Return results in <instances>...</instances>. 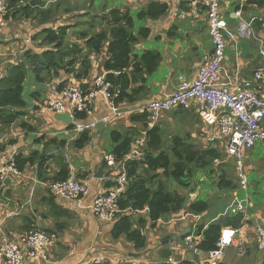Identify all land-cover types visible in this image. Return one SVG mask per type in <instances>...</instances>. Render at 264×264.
Returning a JSON list of instances; mask_svg holds the SVG:
<instances>
[{
    "label": "crops",
    "instance_id": "1",
    "mask_svg": "<svg viewBox=\"0 0 264 264\" xmlns=\"http://www.w3.org/2000/svg\"><path fill=\"white\" fill-rule=\"evenodd\" d=\"M44 1L45 6L55 5L51 4L52 2L56 3L55 11L58 9L62 13L59 2L56 0ZM123 1L124 5L120 9L127 8L132 15L148 2L142 0ZM159 1L167 3V12L158 19L144 20L145 25L140 26L147 27L149 32L146 37H138L137 42L132 46L134 54L137 55L146 50L158 52L161 56L159 65L152 73L145 76V90L141 92L139 99L133 103H123L119 107L120 110L126 111L125 114L110 116L108 122L102 123L99 129L90 130L91 140L82 149L74 147L73 141L77 136L72 138V135L65 132V129L71 128L76 122H100L102 117L109 114L105 101L98 96L91 104L90 114L82 112L85 114V120L77 121L75 113L79 111H75L73 114L74 123L66 125L55 120L54 113L46 110V102L48 100L62 101L60 91L63 87L61 83L69 74L61 73L48 81L40 82L36 80L32 71L26 72L22 83L21 95L25 102V107L21 110L22 114L13 123L0 126V159L8 156L13 150H15L14 156L19 153L27 156L32 151H37L40 154L51 156V158L44 163L42 176L38 174L36 161L32 166L27 165L18 177L10 176L0 182V226L9 239L19 246H21L20 235L27 230L53 232L57 235L55 244L45 250L42 255L30 260L32 264H169L165 262L168 256L173 257L175 264H179L181 260H187L193 264H204L205 262L206 254L195 251L198 250L196 245L201 238L196 240L194 249L185 244L184 237L188 232L190 219L170 221L171 217L187 212L186 206L190 201L196 198L207 201L204 198H199L198 194L195 197H189V200H186V206L180 211L161 217L153 222L154 225L149 221L148 210L133 212L132 217L136 221L139 218L145 221L143 226L137 227L138 229L142 228L146 237V243L141 249L134 248L133 244L124 237L113 239L109 234L111 225L98 219L90 209L93 198L107 189L105 182H114L113 177L116 171L113 169L119 170L118 162L111 169L107 168L104 163L103 178L93 177L95 166L113 148L111 132L118 131L124 134L132 131L128 152L133 149L136 143H139L138 146L145 151L147 148L146 132L151 128L148 126L150 122L147 118V126H145L139 121L132 120L131 117L145 113L146 111L138 109L147 104L149 100L159 98L174 89L177 75L181 74L187 79L195 77L200 61L208 57L212 49L207 31V14L203 6L191 5L183 0ZM238 4L239 0H220V13L225 18L227 27L224 30L226 47L219 84H224L229 90H233L244 80H250L255 88L253 74L256 71L264 73V58L259 52V41L257 40L260 38L263 41L264 48V28L254 24V19L258 17L252 15L251 12H260V18L263 17V14L259 9L249 6L245 11L242 9L241 18L243 20H239L234 15ZM45 6L43 7L45 8ZM110 8L114 7H106L104 13ZM67 15L73 17V12ZM252 18L254 19L251 21V25L247 26V22ZM57 22L55 14L50 23H45V25L53 29L63 25L57 24ZM34 23L38 22L33 17L4 18L0 15V74L2 76L6 73L8 66L25 61L24 54L29 49L31 52H41L47 48L41 42L38 34L42 26ZM140 26L135 27L134 33ZM70 29L71 27L67 29V34ZM22 49L24 52L17 61L15 57L21 53ZM87 58L90 62L89 74L80 79L75 78L72 74L75 80L71 81L76 82L81 88H83L82 84L91 86L93 78L102 73L100 67L105 60L104 55H97L94 52L89 53ZM77 68L76 64L75 69ZM174 111L164 112L156 123L160 124L164 119H167L171 125L174 121L179 123L167 117L168 112H172V115L175 116ZM188 112L195 113L200 120L197 122L189 114L181 115L185 119L184 127L197 131L191 136L196 140L199 139L203 146H207L208 141L201 132L203 128L206 130V135L209 134L208 137L215 135L216 139H220L219 145L220 148H223L225 136L216 129L205 126L195 109L191 108ZM106 129H108L112 141L110 148L105 147L107 140L102 139ZM200 135L201 138L198 137ZM59 157L68 166V176L89 182L90 194L76 200L59 198L51 191L50 183L53 181L49 180V177L56 176L60 171V163L57 160ZM84 173L88 174L84 177ZM204 179V177H199L200 182L206 180ZM211 184L215 189L214 182L208 183V185ZM199 187L201 186L199 185ZM247 190L248 188L245 191L240 190V192H246L248 195V212L251 217L246 220L242 219L238 227L244 246L242 249L235 245L229 247L235 249L234 257L240 259L239 264H263L264 254L261 256L259 254L252 255L251 250L257 248L259 251H264L257 246L254 230L256 222L264 227V191L257 193L253 189V194H257H254L255 197L253 195L251 197ZM237 194L240 196L239 191L231 192L229 201ZM218 201H207L209 208L217 206ZM228 203L215 211H210L208 208L201 213V223L207 227L210 222L216 220L217 215ZM7 214L8 216H6ZM136 226L135 223L134 227ZM253 243L255 246L251 248ZM244 247L251 248L247 250V253L249 252L247 255H244L246 253ZM23 249L27 251L26 247ZM96 259L102 260L95 263ZM223 264L232 263L225 262L223 259Z\"/></svg>",
    "mask_w": 264,
    "mask_h": 264
},
{
    "label": "trees",
    "instance_id": "2",
    "mask_svg": "<svg viewBox=\"0 0 264 264\" xmlns=\"http://www.w3.org/2000/svg\"><path fill=\"white\" fill-rule=\"evenodd\" d=\"M6 2L8 10L3 17H33L36 19L42 26L38 33L41 42L47 48L41 52L26 51L25 61L10 65L6 69V73L0 80V126L13 123L22 114L21 110L25 107L21 95L22 83L29 70L40 82L48 81L61 73L73 74L75 78L80 79L88 75L90 71L87 55L91 52L104 55L105 60L100 68L102 72H107L106 79L114 84L113 102L117 107H120L123 103H133L139 99V95L145 90V76L152 73L159 65L161 56L158 52L146 50L139 55L134 54L133 44L137 42L138 37H146L149 32L147 27L140 26L135 34L134 22L135 20H155L162 17L168 10L166 2L149 0L133 15L127 8L125 10L110 8L99 18L106 28L101 27L90 34L84 30L78 32V37L82 40L81 44L76 42L66 44L69 25H59L54 29L45 25L54 18L56 4L45 6L44 0H6ZM249 6L259 9L263 14L262 19H264V0H246L243 11ZM254 21L255 25L261 26L260 19L255 18ZM76 64L78 65L77 69H75ZM82 85L83 90L90 88L89 84ZM174 112L176 115L182 116L189 114L197 122H200L199 117L188 110L179 108ZM148 115L146 111L143 114L133 115L131 119L147 126ZM75 118L77 121L86 119L82 112H76ZM201 132L208 141L207 146H203L199 139L194 142L191 132H185L182 136L172 135L168 144L164 146L165 140L158 123L147 130V148L144 160L127 162L125 166L127 183L125 191L118 201L121 213L118 214V218L109 230L113 239L124 237L133 244L134 248L141 249L146 243V237L142 228L138 229L137 227L143 226L145 221L142 218L136 221L132 217L133 212L147 208L149 221L154 225L153 222L161 217L178 212L186 206L187 197L175 188H170L166 179L178 188L187 190L196 177L198 182L200 174H206L207 178L216 177L214 182L216 189L230 193L238 189L240 196L243 194L240 192L234 162L232 158L226 156L224 148H220V139H216L214 135L215 139L210 141L206 130L202 128ZM131 133L132 131L124 134L118 131L111 132L114 145L110 153L117 162L130 150ZM91 134L89 130L81 132L73 141L74 147L82 149L91 140ZM201 135L198 137L201 138ZM224 141L225 139L223 145ZM50 158L51 156L40 154L37 151H32L27 156L20 153L14 156L20 171L27 165H34L37 161L39 176L43 175L44 163ZM57 160H59L61 169L56 176L49 177V180L52 181L64 180L68 176L67 164L60 157ZM213 164L216 173H214ZM113 170L116 171L115 175L119 174V170ZM87 174L84 173L83 176L85 177ZM235 179L237 182L234 181ZM113 184L114 182H105L107 188ZM186 207L189 212L201 214L209 208V203L196 198L190 201ZM241 220V213H230L210 222L202 231V237L197 243L196 249L207 256L208 252L215 248L221 228L225 226L238 228ZM135 223L136 227H134ZM203 225L201 223L198 226V232ZM179 264L193 263L181 260Z\"/></svg>",
    "mask_w": 264,
    "mask_h": 264
},
{
    "label": "built area",
    "instance_id": "3",
    "mask_svg": "<svg viewBox=\"0 0 264 264\" xmlns=\"http://www.w3.org/2000/svg\"><path fill=\"white\" fill-rule=\"evenodd\" d=\"M183 1L191 5L199 4L206 10L207 31L212 44L211 52L208 57L200 61L195 77L187 79L181 74L177 75V83L174 89L164 93L159 98L149 100L147 104L139 107L138 110L148 112L150 122L148 126L153 127L166 111L179 108L184 110L195 109L205 126L212 127L225 136L224 152L227 157L232 158L239 187L245 191L247 176L243 165L244 150L252 148L257 141L264 140V73L256 71L253 74L255 88L250 80L242 81L233 90H229L224 84H219L226 47L224 30L227 27V22L220 13V0ZM244 2L245 0H239L238 9L234 12L239 20H243L241 14ZM7 10L6 0H0V15L3 16ZM253 19L247 22V26L251 25ZM260 20L261 26L264 28V19L260 18ZM257 40L259 41V52L264 58L263 41L260 38H257ZM106 73L102 72L95 76L88 90H83L76 82L67 83L60 91L62 101L48 100L46 110L60 114L69 112L72 117L75 111L90 114L91 104L100 96L105 101L109 111L108 115L100 119L101 123L108 122L110 116L125 114L126 111L120 110L113 102L114 94L112 91L115 87L113 83L106 79ZM1 78L2 75L0 74V80ZM96 125L97 121L76 122L71 128L65 129V132L70 133L72 138H75L85 130H93ZM208 139L212 141L214 136H210ZM138 145L139 143H136L133 149L124 154L118 162L119 174L113 177L114 184L102 193L97 194L90 204L91 211L107 225H112L118 218V214L121 213L118 201L125 191L127 183L124 172L126 163L143 161L145 158V151ZM14 154L15 150L0 159V182L7 177H18L21 174L14 160ZM103 162L109 169L117 165V161L111 153L103 156ZM50 189L57 197L64 199L79 200L90 194L89 182L78 180L72 176H68L64 180L51 182ZM248 208L249 198L246 192H243L241 196L234 195L229 204L215 219L230 213H241L242 219L246 220L251 217ZM146 210L147 208L140 211ZM185 219H190L191 222L187 228L188 232L184 237V241L187 246L194 249L196 240L202 237V231L206 226L203 225L200 232H198L202 215L189 211L171 217L170 221ZM254 230L258 248L264 249V227L256 222ZM56 241L57 235L53 232L31 229L20 235L21 246H19L9 239L0 226V264H32L30 260L42 255ZM230 245L243 248L244 242L240 237L239 229L231 226L222 227L215 248L208 252L204 264H223L225 252ZM24 247L27 251H24ZM101 260L99 259L95 263ZM165 262L169 264L176 263L173 257L170 256L166 258Z\"/></svg>",
    "mask_w": 264,
    "mask_h": 264
},
{
    "label": "rangeland",
    "instance_id": "4",
    "mask_svg": "<svg viewBox=\"0 0 264 264\" xmlns=\"http://www.w3.org/2000/svg\"><path fill=\"white\" fill-rule=\"evenodd\" d=\"M59 2L60 11L57 9L55 11L56 18L58 19L57 24H68L69 27H71L69 33L66 37V44H69L70 42H76L81 44L82 40L78 37V32L81 30H84L88 32L89 34L92 32H95L99 30L101 27L106 28V25L100 22V16L105 12L106 7H122L124 5L123 0H56ZM51 3V1H50ZM51 4H56L52 2ZM70 12H73V17H68ZM98 14V15H96ZM71 15V14H70ZM146 21V20H145ZM38 24V23H34ZM140 25H145L144 20H135V27H138ZM31 50V49H29ZM20 54H17L15 59L18 61V59L21 57V55L24 52V49L20 51ZM66 75V74H63ZM71 80H75V78L72 75H66L64 81H62V87H64L67 83L73 82ZM167 114V113H166ZM167 117L170 119H174L179 123L169 124L167 122V119L161 120V123L159 124L162 129V137L165 140L164 146H166L169 142V138L172 135H184L185 132H191L197 133V131H192L191 129L184 127L185 119L181 117V115L177 114L175 116L172 115V112H168ZM108 127V126H107ZM102 136L103 140H107V144L105 145L106 148H110L112 141L108 134V129H106ZM192 137V136H191ZM193 138V137H192ZM196 139H194L195 142ZM243 165L245 169V173L247 176V192L252 197L254 194L259 193L262 189H264V142L257 141L255 145L251 149L244 150L243 155ZM213 164V170L214 173H216L214 169ZM235 170V166H234ZM236 172V170H235ZM205 175V176H204ZM200 174V177H204L205 181L200 182L192 181V184L190 185L189 189H193L192 191L187 189H181L175 186L173 183H171L168 179H166V182L170 184V188H175L177 191H179L182 195L186 196L187 200H189V197L192 198L196 196V194L200 195L199 198H204L208 202H211L213 200H220L218 201V205L212 208V206L209 208L210 211H215L217 209H220L227 204V202L230 199V192L222 191L218 189H214L213 184L208 185L209 182H215L216 177H208L206 174ZM234 179V178H233ZM236 181V179L234 180ZM237 182V181H236ZM199 185L201 187H199ZM259 187V188H258ZM257 188V189H256ZM257 191V193L253 194V190ZM194 191V192H193ZM238 191V189L236 190ZM193 192V193H190ZM256 196V195H255ZM254 196V197H255ZM254 243L251 245V248L254 247ZM250 247L246 248L244 247L246 253L244 255H247V250L251 249ZM225 252L226 256L224 258L225 262L230 261L232 264H239L240 259H236L234 257L235 249L233 247H229L228 250ZM252 255L253 254H259V256L264 254V251H259L257 248L251 250ZM264 264V261H263Z\"/></svg>",
    "mask_w": 264,
    "mask_h": 264
},
{
    "label": "water",
    "instance_id": "5",
    "mask_svg": "<svg viewBox=\"0 0 264 264\" xmlns=\"http://www.w3.org/2000/svg\"><path fill=\"white\" fill-rule=\"evenodd\" d=\"M252 15L257 16L258 18H260L261 14L260 12L257 11H252L251 12ZM55 120L63 122L66 125H71L72 123H74V118L71 116V114L69 112L66 113H54ZM102 126L101 122H98L97 125L95 126L96 129H99ZM94 178L96 179H102L104 174H105V170H104V162L103 159H101L99 161V163L95 166L94 168ZM184 234V231H183ZM196 252H200L199 250H195Z\"/></svg>",
    "mask_w": 264,
    "mask_h": 264
}]
</instances>
